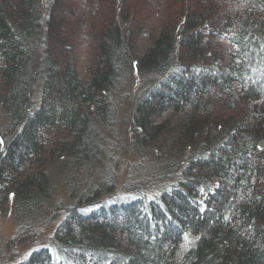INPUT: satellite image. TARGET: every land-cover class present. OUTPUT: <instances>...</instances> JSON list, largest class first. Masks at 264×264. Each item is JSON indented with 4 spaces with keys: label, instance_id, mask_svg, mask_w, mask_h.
Masks as SVG:
<instances>
[{
    "label": "trees",
    "instance_id": "trees-1",
    "mask_svg": "<svg viewBox=\"0 0 264 264\" xmlns=\"http://www.w3.org/2000/svg\"><path fill=\"white\" fill-rule=\"evenodd\" d=\"M127 1L0 0L3 183L13 185L24 172L19 183L22 186L17 187L36 196L44 187L38 179L46 164L44 155L60 152L67 143L80 145L88 113L87 99L77 95L78 85L94 91L110 88L115 66L124 65L132 55L136 63L151 69L171 57L173 67L153 70L154 88L135 102L134 125L153 146L181 144L187 158L184 169L192 179L214 177L209 179V190L198 199L205 205L201 221L208 224L196 252H210L204 240L213 236L230 252L233 264H264V100L241 87L240 75L234 80L241 68L234 31L229 26L236 19L242 34L247 31L245 17L236 18L244 0ZM160 1L162 7L165 1L169 9L161 12L157 8ZM148 6L162 25L149 28L146 19H141V12ZM134 11V15L141 14L140 19L130 16ZM79 43L94 50L85 81L69 48ZM44 52H49L47 63L43 62ZM246 52L251 53L248 46ZM192 65L201 70L192 71ZM208 65L213 66L209 74ZM38 71L43 73L41 84L32 88L28 97L36 91L39 103L24 113L19 104L22 106L28 97H23L26 91L22 93V86L28 72ZM52 123L54 130L48 129ZM216 132H224L222 143L216 141ZM197 150L199 154L193 157L192 152ZM35 157L40 161L31 165V171L38 174L33 176L25 166ZM169 205V213H175ZM95 225L92 230L82 228L85 236L114 244V226ZM144 243L133 247L135 255L127 264H147L151 256L152 262L161 261L155 259L157 241L148 238Z\"/></svg>",
    "mask_w": 264,
    "mask_h": 264
},
{
    "label": "rangeland",
    "instance_id": "rangeland-1",
    "mask_svg": "<svg viewBox=\"0 0 264 264\" xmlns=\"http://www.w3.org/2000/svg\"><path fill=\"white\" fill-rule=\"evenodd\" d=\"M163 6L160 1L157 8L161 12L169 9L165 1ZM149 10L148 6L141 12V19H146L149 28L162 25L154 10ZM134 13L129 14L140 19L141 14ZM244 17L247 29L244 34L236 19L235 23H229L241 68L234 80L240 75L241 87L264 100V0H244L236 18ZM251 20L253 25L249 24ZM80 44H71L69 48L85 81L94 50ZM246 46L251 50L249 55L245 53ZM48 56L49 52H44V63ZM132 56L124 65L115 66L110 88L94 91L87 85H78V97L87 99V127L83 129L80 145L67 143L60 152L49 151L44 155L46 164L38 177L44 187L39 186L38 195L18 189L26 173L13 185L3 183L0 174V264H127L135 255L133 247L144 246L148 238L157 241L155 259L161 261L152 262L151 256L147 264H194V259L197 264H233L230 252L216 242L219 241L216 237L204 240L210 252L201 255L195 250L200 238L204 239L201 234L208 224L207 220L201 221L205 218V205L200 200L209 190L213 175H204L199 181L192 179L184 169L187 158L181 144L153 146L134 125L135 102L156 83L151 81L153 70L172 68L174 61L166 57L151 69L139 61L136 63V56ZM207 67L209 74L213 66ZM191 69L201 70L193 65ZM38 72H28L22 86L25 99L32 88L41 84L43 73ZM245 77L250 81L244 82ZM38 95L34 91L22 106L19 104L24 113L39 103ZM4 122L5 112L0 107V135ZM53 126L54 123L48 129ZM214 135L218 143L225 138L224 132ZM198 152L193 151V157ZM31 160H27L25 168L33 176L38 175L31 171V165H37L40 158ZM20 171L21 167L18 170L21 174ZM253 180L256 181L255 176ZM169 203L175 209L173 214L169 213ZM178 208L185 214L176 213ZM18 212L36 213L24 216ZM224 218L227 221L229 215ZM97 223L114 226V244L85 236L82 228L92 230Z\"/></svg>",
    "mask_w": 264,
    "mask_h": 264
}]
</instances>
